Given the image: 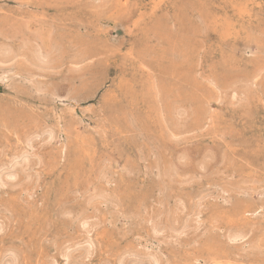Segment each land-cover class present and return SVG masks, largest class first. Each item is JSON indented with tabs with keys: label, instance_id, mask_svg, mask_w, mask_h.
Returning a JSON list of instances; mask_svg holds the SVG:
<instances>
[{
	"label": "rangeland",
	"instance_id": "rangeland-1",
	"mask_svg": "<svg viewBox=\"0 0 264 264\" xmlns=\"http://www.w3.org/2000/svg\"><path fill=\"white\" fill-rule=\"evenodd\" d=\"M0 264H264V0H0Z\"/></svg>",
	"mask_w": 264,
	"mask_h": 264
},
{
	"label": "bare ground",
	"instance_id": "bare-ground-1",
	"mask_svg": "<svg viewBox=\"0 0 264 264\" xmlns=\"http://www.w3.org/2000/svg\"><path fill=\"white\" fill-rule=\"evenodd\" d=\"M26 48H27V47H26ZM7 49H8V48H7ZM24 49H25V48H24ZM22 52H23V51H22ZM43 56H44V55H43ZM43 56H42V58H44ZM41 60H42V59H41ZM25 159H26V158H25ZM26 160H27V159H26ZM25 164H26V163H25ZM14 165H16V164H14ZM21 165H22V164H21ZM12 166H13V165H12ZM12 166H11V167H12ZM9 175H10V173H9ZM11 175H12V174H11ZM11 177H12V176H11ZM11 177H10V178H11ZM8 178H9V177H8ZM5 181H6V180H5ZM1 184H2V183H1ZM236 239H237V238H236ZM87 244H88V243H87ZM89 246H90V245H89Z\"/></svg>",
	"mask_w": 264,
	"mask_h": 264
}]
</instances>
